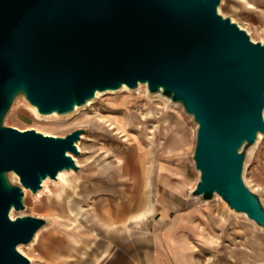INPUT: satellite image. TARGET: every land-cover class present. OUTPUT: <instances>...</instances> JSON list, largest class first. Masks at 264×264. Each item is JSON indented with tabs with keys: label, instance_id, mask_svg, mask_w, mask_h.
<instances>
[{
	"label": "water",
	"instance_id": "95a60500",
	"mask_svg": "<svg viewBox=\"0 0 264 264\" xmlns=\"http://www.w3.org/2000/svg\"><path fill=\"white\" fill-rule=\"evenodd\" d=\"M221 1L0 0V264H31L18 247L47 223L12 218L26 190L81 169L74 155L85 130L7 126L19 97L41 115H68L97 92L146 84L197 125L191 196L218 195L264 228V204L243 179L247 151L264 134V42L223 16Z\"/></svg>",
	"mask_w": 264,
	"mask_h": 264
},
{
	"label": "crops",
	"instance_id": "0c3cea01",
	"mask_svg": "<svg viewBox=\"0 0 264 264\" xmlns=\"http://www.w3.org/2000/svg\"><path fill=\"white\" fill-rule=\"evenodd\" d=\"M118 107L122 125L136 127L142 120L139 111L129 112L133 105ZM105 115L115 125L98 121L121 132ZM176 152L173 142L159 149L170 162L158 165L153 180L146 178L144 144L119 154L124 174L99 158L81 165L68 177L52 224L40 234L53 251L46 264H264V228L232 223L191 196L186 169L172 162ZM69 220L79 222L80 233L59 226Z\"/></svg>",
	"mask_w": 264,
	"mask_h": 264
},
{
	"label": "rangeland",
	"instance_id": "374dc122",
	"mask_svg": "<svg viewBox=\"0 0 264 264\" xmlns=\"http://www.w3.org/2000/svg\"><path fill=\"white\" fill-rule=\"evenodd\" d=\"M223 1L219 5V12L225 17H230L239 25L241 24L242 26H240L247 30L251 38L252 36L255 38H252L254 42H264V6H260L259 9H253L248 7L243 0H225V3ZM107 95L101 97L86 109L79 111L75 116H69L70 114L58 115L60 117L47 119L38 118L25 98L19 97L9 111L5 124L21 130L36 129L45 134L55 136H65L73 130L84 129L85 133L82 134V138L79 141L81 143V154L74 155L79 166L81 167V165L93 158H99L103 162L115 164L119 170L121 169V174H124L125 164L123 162L119 163V154L125 155L133 148H136L137 145L144 144L148 152L146 160L147 180L156 178V168L160 163L170 162L168 158L163 159L159 156V149L173 142V148H177V152L173 154L172 162L186 169V177L190 182L189 190H192L199 180V171L196 169L193 160L197 134V125L193 118L186 114L180 104L174 103L160 94L158 97H153V94L146 92L144 88H141L138 92H119ZM120 98H125L126 100L128 98L129 104L133 105L129 112L139 111L138 114L142 120L136 127L122 125L124 111L116 105V101ZM155 103L158 107L154 110L152 109V111L150 106ZM167 109L173 112L168 113ZM105 113L118 123L120 130H122L121 132L111 129L98 121L100 119L105 120ZM40 116L47 115L40 114ZM261 136L263 138L260 142L258 140V143L247 151L243 179L249 188L260 195L264 204V177L262 176L264 175V134ZM75 173L73 171L68 172L62 179L50 182L49 188L45 189V191L41 189L43 192L40 191L42 193L39 196L37 195L40 192L38 194L29 192L27 196L25 195V209L13 211L14 218L24 215L44 217L47 219L45 226L48 225L61 206L60 198L65 194L68 177ZM12 179L15 182L18 181L16 175H12ZM199 200L204 204H211L215 210L224 213L232 223L247 228H260L245 216L232 212L219 198L216 199L215 197L208 201ZM71 222L72 224H70ZM73 224L74 226H71ZM59 226L69 231V233H80L79 222L76 220H69L64 222V224L62 223L63 227ZM32 242L22 245L23 247L21 246L20 251L31 260V264H46V257L51 253L47 242H43L41 236L33 244ZM55 243L63 244L59 240H56Z\"/></svg>",
	"mask_w": 264,
	"mask_h": 264
},
{
	"label": "bare ground",
	"instance_id": "6f19581e",
	"mask_svg": "<svg viewBox=\"0 0 264 264\" xmlns=\"http://www.w3.org/2000/svg\"><path fill=\"white\" fill-rule=\"evenodd\" d=\"M244 2H245V4L248 6V7H250V8H253V9H259L260 8V6H264V0H243ZM223 3H225V0L223 1ZM241 25V24H240ZM242 26V25H241ZM250 32V31H249ZM252 38L253 39H255L253 36H252ZM141 88H144L145 89V91L146 92H149L148 91V88H147V85L146 84H140L139 85V87L136 89V90H131V89H129L127 86H123L121 89H119L118 91H113V90H109V91H105V92H97V94H96V96L93 98V99H91V100H89V102L86 104V105H84V106H80V107H77L76 109H75V111L73 112V113H71L69 116H75L76 114H78L79 113V111H81V110H84V109H86L87 107H89V106H91L92 104H94L95 102H97L101 97H103V96H105V95H107V94H115V93H123V92H138V91H140V89ZM108 96V95H107ZM117 96V95H116ZM122 96V95H121ZM129 96V95H128ZM153 97H158V96H160L159 94H156V95H152ZM107 99H109V98H107ZM112 99H114V98H112ZM129 99L127 98V100L125 99V98H120L118 101H116V105L117 106H124V107H127L128 106V104H129V101H128ZM104 102V101H103ZM131 102V101H130ZM108 103V102H107ZM150 104H151V102H150ZM109 105V104H108ZM159 105V104H158ZM110 106V105H109ZM160 106V105H159ZM30 107L35 111V113H36V115H37V117L38 118H54V117H60V116H58V114H56V113H52V114H50V115H47V116H40V114L38 113V111H37V109L35 108V107H33V106H31L30 105ZM108 107V106H107ZM112 107V106H111ZM115 107V106H114ZM151 107V110L153 109H156L158 106H157V104L155 103V104H153L152 106H150ZM162 107V106H161ZM168 107V106H167ZM162 108H164V107H162ZM161 109V108H160ZM152 110V111H153ZM166 110V109H165ZM168 110V109H167ZM158 111H159V109H158ZM162 111V110H161ZM160 111V112H161ZM168 113H171V112H173L172 110H168L167 111ZM73 114V115H72ZM162 114H164V113H162ZM169 115H171V114H169ZM173 115V114H172ZM176 115V114H175ZM164 116V115H163ZM162 116V117H163ZM161 117V118H162ZM159 118V117H158ZM106 121H108V122H110V120L108 119V117L107 116H105V118H104ZM53 121V120H52ZM111 124H113V125H115V123H113V122H110ZM118 124V123H117ZM261 135H263V134H259V137H258V140H259V142H260V140L263 138V136H261ZM258 140H257V143H258ZM81 143L79 142L78 143V147H79V149L81 148V145H80ZM185 155V154H184ZM68 172H72V171H62V172H60L59 173V179H62L63 177H64V175L66 174V173H68ZM263 177H264V175H262ZM262 178V177H261ZM188 179V178H187ZM264 179V178H263ZM186 180V179H185ZM184 180V181H185ZM189 181V180H188ZM50 182H56V181H54V180H51V179H47V180H45L44 181V184H43V191H45V189H47V188H49V184H50ZM186 183H188L187 181H186ZM189 184V183H188ZM42 190H40V191H42ZM39 191V192H40ZM42 191V192H43ZM30 191L29 190H26V196H27V194L29 193ZM38 192V193H39ZM42 192H40L37 196H39ZM217 198H219V199H221L220 198V196H216V199ZM221 201H222V203L226 206V207H228V205H227V203L225 202V201H223L222 199H221ZM229 208V207H228ZM230 209V208H229ZM232 212H235L236 214H239V215H243V216H245L247 219H249L248 217H247V215L245 214V213H237L236 211H234V210H232V209H230ZM60 211V210H59ZM11 216H12V218H14V212H12L11 213ZM54 219V218H53ZM250 221H252V222H254L253 220H251V219H249ZM255 223V222H254ZM64 224V223H63ZM70 224H72V222L70 223ZM54 225H56V224H54ZM61 226H62V223L60 224ZM66 225V224H65ZM64 226V225H63ZM62 226V227H63ZM71 226H74V224L73 225H71ZM66 227V226H65ZM78 227V226H77ZM45 228V226L44 227H42L37 233H36V235H35V238H34V241L32 242V244L39 238V236H40V234H41V232L43 231V229ZM260 228H262V227H260ZM72 230V229H71ZM75 230V229H74ZM21 246L22 245H19V250H21ZM50 246H52V245H50ZM23 247V246H22ZM56 247V246H55ZM51 250V249H50ZM52 251V250H51ZM61 251V250H60ZM53 252V251H52ZM66 252V251H65ZM48 253V252H47ZM46 253V254H47ZM57 254V253H56ZM59 254V253H58ZM48 256V255H47ZM57 256V255H56ZM69 260V259H68ZM72 260V259H71ZM70 260V261H71ZM65 261H67V260H65Z\"/></svg>",
	"mask_w": 264,
	"mask_h": 264
}]
</instances>
